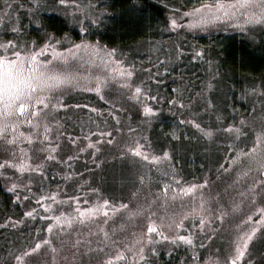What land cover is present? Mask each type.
Masks as SVG:
<instances>
[{
	"label": "rangeland",
	"instance_id": "rangeland-1",
	"mask_svg": "<svg viewBox=\"0 0 264 264\" xmlns=\"http://www.w3.org/2000/svg\"><path fill=\"white\" fill-rule=\"evenodd\" d=\"M192 5L169 20L170 29L177 34L175 40L139 42L129 55L114 51L113 59L133 72L129 82L140 86L154 100L144 95L130 99L134 87L122 89L116 83L102 88L100 95L68 87L62 96L65 107L52 111L45 121L53 129L49 134L51 143L20 145L30 147V163L42 165L40 171L20 176L13 168L0 169V190L4 193L1 195L6 198H0V264H16L17 255L46 238L57 252L45 245L39 253L27 257L25 264H104L117 249L125 251L128 257L119 264H206L209 260L225 264L233 254L237 235L249 231L259 220L254 213L264 208V185L257 187L255 193L249 189L264 180V176L255 168L243 176L248 170L247 162L232 165L231 159L236 152L249 150L256 134L264 131V81L227 71L221 73L218 52L219 41L229 37L249 41L256 49L259 39L264 37V25H250L241 30L228 22L203 29L173 30L172 19L186 25L191 18L183 14L202 4ZM52 15L76 33L46 34L41 26L49 24ZM101 17L88 0H67V6L59 0H0V44L12 42L24 54L38 50L52 38L53 43L60 41L56 48L61 52L82 43L112 51L87 38L90 27L98 26ZM31 31L36 38L30 35ZM77 37L79 40H75ZM201 37L207 38L205 45H200L199 39L190 40ZM80 72L88 74L84 68ZM92 72L105 74L100 69ZM145 106L151 107L155 115L145 116ZM188 121L211 131L212 138H206ZM227 127L239 128V139L235 133L225 132ZM20 130L37 131L27 127ZM38 131L42 133L43 129ZM100 132H110L111 136L93 134ZM109 139L113 141L111 144L107 142ZM136 141L144 145L143 151L149 157H162L167 152L170 159L154 165L132 156L126 149L134 147ZM89 143L95 148H88ZM42 146L57 147L55 159H45L48 153L40 151ZM10 159V151L0 146V163ZM205 181L207 186L197 193V197L202 195L206 201V211L200 213L205 217L203 229L199 216H190L183 221L182 228H177L175 224L193 207L198 209L200 203L199 198L193 201L190 196L181 197L178 190ZM13 183L18 188L10 192ZM165 185H170L167 200L163 193ZM50 194H55L60 203L51 200L37 203L40 197ZM173 195L177 197L175 200ZM104 200L117 207L127 204L129 208L115 215L108 209L107 224L102 210L93 221L74 222L71 228L65 225L63 230L55 228L53 233L47 232L54 221L42 217L62 213L72 217L77 215V207L82 210L96 207ZM47 205H51L50 211H45ZM237 205L238 210L233 211ZM138 209L142 215L129 219V210ZM30 211L34 218L25 215ZM153 211L156 215L152 220L161 225L163 235L151 234L152 242L148 243L144 234ZM221 213H226L222 221L216 219ZM250 215L253 222L244 224ZM101 228L109 233V239H105ZM178 235H191L193 245L179 241ZM137 239H142L143 245H136ZM77 240L81 243L73 247ZM126 246H134L133 252H128ZM141 246L144 260L138 255ZM99 248L104 251H90ZM240 264H264V227L256 233Z\"/></svg>",
	"mask_w": 264,
	"mask_h": 264
},
{
	"label": "snow or ice",
	"instance_id": "snow-or-ice-1",
	"mask_svg": "<svg viewBox=\"0 0 264 264\" xmlns=\"http://www.w3.org/2000/svg\"><path fill=\"white\" fill-rule=\"evenodd\" d=\"M59 3L67 6V0H59ZM184 16L190 17L191 20L186 25H179L176 19L171 20V28L176 30L178 27H187L188 29L206 28L210 24L216 23H228L232 22L234 27L243 30L250 25H264V0H206L202 3L201 7L195 8L190 12H185ZM242 21V22H241ZM15 31V29H14ZM60 41L52 42V38H49V42L45 43L43 47L38 50H32L28 53L22 54L20 50H17L18 46L12 42L7 44H0V146L6 147L11 154L10 160H5L0 163V169L5 167L13 168L16 172L23 176L25 173L39 172L42 165L33 166L30 163L31 156L29 155L30 147L24 148L20 145L26 143L32 146L34 143L45 145L51 143L50 133L52 127L47 122L48 115L52 111H59L65 107L63 104L62 96L65 89L68 87L79 88L81 91L95 92L100 95L102 88L108 86L109 83H116L118 87L122 89H132L134 91L129 97L130 99L137 100L142 95L146 99H155V97H148L140 86H133L129 81L133 76L132 70L124 67L119 60H114L115 52L101 49L98 45H89L86 43L75 44L72 48L65 51H57L56 45ZM11 49V54H9ZM201 55V53H197ZM115 65V67H112ZM84 68L88 74L83 75L80 69ZM92 69H100L105 73L103 76L97 75L92 72ZM211 87V86H209ZM103 99V96H101ZM175 103V101H172ZM183 107V105H181ZM91 111H97L96 109H90ZM145 116L155 115V112L151 107L145 106L143 108ZM184 121H181L183 123ZM192 123L206 138L211 139L213 133L211 131H205L196 124L194 121H188ZM244 124V121H241ZM21 127H27L29 129H35L37 131L24 132L21 131ZM43 129L40 133L38 130ZM225 132L235 133L236 138L239 139L241 130L239 128L227 127ZM100 136H111L110 132L93 133ZM42 136V139H41ZM72 139V138H69ZM75 144V140L72 139ZM98 141L97 143H99ZM111 144L113 141L109 139L107 141ZM59 147V145H57ZM57 147H45L42 146L40 151L47 152L45 159L53 160V155L57 151ZM88 148H95L93 143H89ZM231 147V146H230ZM144 145L139 141L135 142V146L127 147L126 151L134 157H139L150 164L158 165L163 161L169 160L170 157L167 152L160 156L149 157L148 153L143 151ZM83 151V149H81ZM96 151H99L97 148ZM69 159H72L71 157ZM246 161L248 170L242 173L243 176H247L249 171L255 168L264 176V131L258 132L255 137L254 145L247 151L236 152V155L231 159L232 165H238L241 161ZM223 168V165H221ZM229 169H225L228 171ZM144 182V177H141V183ZM176 184H180L179 180L175 181ZM260 185H264V180H261L256 186L249 189L250 192L255 193L256 188ZM207 186V181L201 185H191L182 187L178 190L181 197H192L193 201L199 198V208L193 207L190 213H187L183 218L176 223L177 228L183 227V221L190 216L195 218L199 216V223L201 229L205 225V217L200 215L201 212L206 211V201L203 196L197 197L198 190ZM18 184L13 183L8 189L10 192L16 191ZM170 185H165L163 193L165 200L168 198V191ZM243 195V193H242ZM28 197L26 196L25 199ZM176 195L172 196L175 200ZM19 199V197H17ZM43 200H51L56 203L57 197L55 194L40 197L37 203H42ZM66 202V201H65ZM77 203L79 200L77 198ZM87 203V201H85ZM253 203L255 199L253 198ZM238 205L233 211L238 210ZM112 209L113 215L122 210H128L127 204H121L118 207L110 205L109 201L104 200L103 204L96 207H90L87 209H81L77 207L75 209L77 215L68 217L63 213L53 217H42V219H51L54 221L47 227L49 234L53 233L55 228L63 230L66 225L71 228L74 222L84 224L86 222L93 221L97 214L101 213L106 219L104 223L107 224L109 217L108 209ZM51 205L45 206V211H50ZM259 215V220L255 221V225L251 227L249 231H243L237 235L234 243L233 254L228 258L225 264H240L248 252L249 244L253 241L256 233L264 227V208L257 209L254 213ZM27 217H33V212L25 213ZM142 215L141 210L131 211L129 210V219ZM156 213L153 211L148 217L150 223L148 224L147 231L144 234L148 237V243L152 242L151 234L163 235L160 231L161 225L152 220V217ZM226 213H221L216 219L223 220ZM253 222V216H248L244 224H250ZM171 226V225H169ZM105 239H109V233L101 228ZM167 239V237H164ZM177 239L182 241L186 245H193L191 235L184 236L178 235ZM176 241L174 240L173 243ZM81 241L77 240L73 247H78ZM115 243V242H114ZM136 245H143L142 239L135 241ZM49 246L53 253L57 252L55 247L51 246V240L46 238L42 242H37L30 249H26L21 254L15 257L16 264H25V259L33 254L39 253L43 246ZM128 252H133L134 246H126ZM203 247V245H201ZM90 251L103 252V248L90 249ZM138 255L140 260H144V247H139ZM128 257L125 251L117 249L114 256H109L104 261V264H119L121 261L127 260ZM134 259V257H133ZM195 259V257H194ZM206 264H219V261L209 260Z\"/></svg>",
	"mask_w": 264,
	"mask_h": 264
},
{
	"label": "trees",
	"instance_id": "trees-1",
	"mask_svg": "<svg viewBox=\"0 0 264 264\" xmlns=\"http://www.w3.org/2000/svg\"><path fill=\"white\" fill-rule=\"evenodd\" d=\"M88 2L94 4L96 12L102 17L98 26L90 27L87 38L112 51L129 55L130 49L139 42L161 41L164 38L175 40L177 34L170 29V18L190 9L194 6L193 3L202 4L206 0H88ZM49 21L45 27L41 26L46 34L59 36L62 33H76L54 15ZM30 35L35 37L32 31ZM194 39H199L200 45H205L207 41L206 37H201L191 38V42H194ZM259 40L256 49L249 41H243L238 37L220 40L221 49L218 52L220 72L227 71L234 75L260 78L264 81V37ZM1 194L4 193L0 190V198H5Z\"/></svg>",
	"mask_w": 264,
	"mask_h": 264
}]
</instances>
